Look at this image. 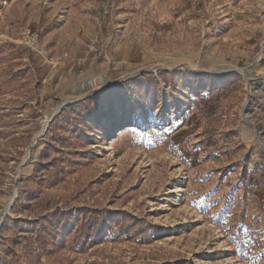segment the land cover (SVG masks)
<instances>
[{"label":"rangeland","instance_id":"rangeland-1","mask_svg":"<svg viewBox=\"0 0 264 264\" xmlns=\"http://www.w3.org/2000/svg\"><path fill=\"white\" fill-rule=\"evenodd\" d=\"M0 264H264V0H0Z\"/></svg>","mask_w":264,"mask_h":264},{"label":"trees","instance_id":"trees-1","mask_svg":"<svg viewBox=\"0 0 264 264\" xmlns=\"http://www.w3.org/2000/svg\"><path fill=\"white\" fill-rule=\"evenodd\" d=\"M120 216L125 219V223L123 225H121L120 223L116 224V222L118 221V218H116L115 220L112 221L113 225L111 229L106 227L103 231V234H101V236H103L106 239H111L113 238V234L115 233L117 234L115 238L125 234L126 236L127 235L131 236V238H136L140 234L148 235L150 228L148 226H145L143 222H139L134 217L128 216L126 214H119V217ZM38 235L40 237L41 233H39ZM88 237H89L88 229L84 226L80 227L77 230V235L75 236L74 243L77 244L79 249H83L86 241L88 240ZM235 239H236L235 240L236 244L234 246L239 247L240 246V242L238 241L239 237Z\"/></svg>","mask_w":264,"mask_h":264},{"label":"bare ground","instance_id":"bare-ground-1","mask_svg":"<svg viewBox=\"0 0 264 264\" xmlns=\"http://www.w3.org/2000/svg\"><path fill=\"white\" fill-rule=\"evenodd\" d=\"M87 86L89 87V84H87ZM79 90L81 91V88L80 87H79ZM91 90H93V88H91ZM182 102H183V99H178L177 105L179 106L180 104H182ZM129 111L130 110L127 109L126 113L128 114ZM125 123H126V121L124 119H117L116 121H114V124L109 125L108 130L106 131V135H109L110 134L111 130L115 127V125L117 127V126L123 125Z\"/></svg>","mask_w":264,"mask_h":264}]
</instances>
